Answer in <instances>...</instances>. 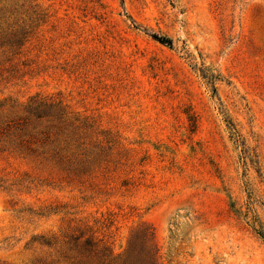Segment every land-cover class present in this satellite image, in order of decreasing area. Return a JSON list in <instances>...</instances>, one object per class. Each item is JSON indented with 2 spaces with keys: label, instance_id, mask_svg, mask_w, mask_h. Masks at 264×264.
<instances>
[{
  "label": "rangeland",
  "instance_id": "obj_1",
  "mask_svg": "<svg viewBox=\"0 0 264 264\" xmlns=\"http://www.w3.org/2000/svg\"><path fill=\"white\" fill-rule=\"evenodd\" d=\"M24 1L47 22L0 99L59 98L112 142L80 176L0 142V264H68L72 234L124 254L146 226L159 264H264V0Z\"/></svg>",
  "mask_w": 264,
  "mask_h": 264
},
{
  "label": "trees",
  "instance_id": "obj_2",
  "mask_svg": "<svg viewBox=\"0 0 264 264\" xmlns=\"http://www.w3.org/2000/svg\"><path fill=\"white\" fill-rule=\"evenodd\" d=\"M5 2L0 0V22L3 20L0 23V56L4 58L0 63V79L4 73L15 74L13 61L33 40H40L38 30L47 22V14L37 5L13 0L10 6H1ZM152 37L169 48L173 46L171 39L160 41L156 35ZM6 64L9 66L5 67ZM202 77L215 90L218 78L215 75ZM231 130L233 136H239L234 127ZM108 136L92 118L72 111L59 98L36 95L24 103L11 98L0 99V142L25 158L45 159L74 175H85L94 161L99 160L103 145L112 142ZM15 186L30 189L29 185H10ZM55 211L57 209L45 207L32 214L45 217L51 212L58 214ZM251 228L264 242V224L254 220ZM33 239L43 246H52L44 237ZM62 245V254L68 264H159L155 231L147 226L136 231L124 254H116L103 240L84 234L65 236Z\"/></svg>",
  "mask_w": 264,
  "mask_h": 264
}]
</instances>
